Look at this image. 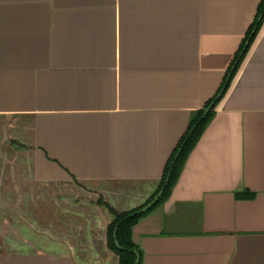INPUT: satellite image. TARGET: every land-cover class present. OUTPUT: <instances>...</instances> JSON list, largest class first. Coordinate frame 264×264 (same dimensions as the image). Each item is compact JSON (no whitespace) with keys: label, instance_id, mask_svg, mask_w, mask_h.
Listing matches in <instances>:
<instances>
[{"label":"crops","instance_id":"obj_1","mask_svg":"<svg viewBox=\"0 0 264 264\" xmlns=\"http://www.w3.org/2000/svg\"><path fill=\"white\" fill-rule=\"evenodd\" d=\"M262 1L0 0V264H117L103 205L152 206ZM132 241L139 264H264V19Z\"/></svg>","mask_w":264,"mask_h":264},{"label":"trees","instance_id":"obj_2","mask_svg":"<svg viewBox=\"0 0 264 264\" xmlns=\"http://www.w3.org/2000/svg\"><path fill=\"white\" fill-rule=\"evenodd\" d=\"M257 17L260 18V20H256V23H254V25L252 26L250 33L246 37V40L243 42L239 52L235 55L231 63V67L228 70V73L217 94H220V97L217 99L216 96V98L212 99L203 110L196 111L192 114L188 131L184 139L178 146V149L172 156L170 162L166 166L158 191L150 201V203L154 201L152 206L147 210H143L144 207L148 205L147 203L136 210L127 213H117L108 206L103 205L107 208V210L113 217V220L107 229V245L110 251L118 258L117 264H135L137 256L140 258L138 248L132 241V230L134 226L139 222V220L144 218L154 209L158 208L168 199L173 187L176 185L180 177L189 154L194 149L202 134L206 130L207 126L213 119L214 109L217 103L228 89L233 76L238 70L250 45L255 38L256 32L262 24V21L264 19V0L258 7ZM254 28L255 32L252 35L251 33ZM245 44L247 45L245 46Z\"/></svg>","mask_w":264,"mask_h":264},{"label":"water","instance_id":"obj_3","mask_svg":"<svg viewBox=\"0 0 264 264\" xmlns=\"http://www.w3.org/2000/svg\"><path fill=\"white\" fill-rule=\"evenodd\" d=\"M207 112V111H206ZM150 206V205H149ZM139 262V257L137 256V260H136V263L135 264H138Z\"/></svg>","mask_w":264,"mask_h":264}]
</instances>
